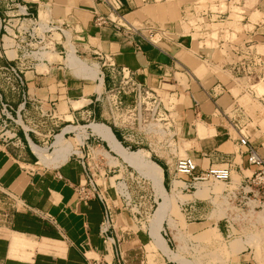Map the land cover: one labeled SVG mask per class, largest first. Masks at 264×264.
<instances>
[{
    "label": "crops",
    "instance_id": "0c3cea01",
    "mask_svg": "<svg viewBox=\"0 0 264 264\" xmlns=\"http://www.w3.org/2000/svg\"><path fill=\"white\" fill-rule=\"evenodd\" d=\"M20 1L33 15L24 25L32 21L33 36L42 41L20 66L22 87L10 90L0 79L3 101L25 110L21 117L30 142L22 129L21 144L0 140V264H88L87 258L114 261L119 255L127 264H176L155 243L150 248L149 228L122 211L114 210L110 238L104 239V205L76 194L75 187L85 182L79 155L86 142L99 154L125 161L106 142L125 144L126 129L109 120L96 97L117 83L113 70L130 71L172 112L175 138L198 172L212 164L230 166L239 178L230 191L236 199L239 181L254 171L241 152V134L264 159V0H114V10L99 0ZM97 15L106 24H94ZM11 44L6 47L14 54ZM70 49L87 66L95 65L96 77L86 69L72 72L66 63ZM7 60L1 58L0 65ZM57 133L55 151L37 157L32 146L48 149ZM153 159L162 165L169 188L167 157ZM135 160L140 167L138 155ZM196 192L185 209L198 220L191 225L203 229L210 220L208 201L203 190ZM13 201L16 207L9 208ZM259 245L264 247L263 239ZM243 249L247 253L229 264H257L251 244Z\"/></svg>",
    "mask_w": 264,
    "mask_h": 264
},
{
    "label": "rangeland",
    "instance_id": "374dc122",
    "mask_svg": "<svg viewBox=\"0 0 264 264\" xmlns=\"http://www.w3.org/2000/svg\"><path fill=\"white\" fill-rule=\"evenodd\" d=\"M208 1L214 3L216 0ZM9 38H6V41ZM66 63L73 73H81L86 69L92 78L97 75L95 65L87 66L73 54L72 49L67 54ZM126 95L130 99L126 103L128 112L110 113L106 108L104 93L99 95V101L103 102L109 120L126 129L123 147L127 148L128 152L145 149L155 174L145 164L135 166L136 160L133 156H125L124 161L117 154L120 159L105 152L99 154L91 142H86L87 145L80 154L81 151L72 143L73 140L67 139L72 143L75 152L80 154L85 167L90 169L99 188L106 192L111 213L115 209L117 212L122 211L134 224L149 228L152 238L150 248L153 249V222L155 215L160 213L163 221L159 234L170 244L171 251L176 250L181 264H229L230 260L247 253L243 249L247 244H251V254L256 263L264 264V247L258 246L259 240H264V208L260 206V202L243 199L242 192L236 199L232 197L235 182L239 180L234 173L231 174L232 182L226 184L212 178L196 181L190 179L182 183L181 181L191 177L176 172V160L189 155L185 153L184 145L175 138L174 126L177 121L175 122L172 112L169 113L162 106V99L155 107L156 102H153L150 95L147 98L141 95L137 100L132 94ZM112 138L114 140V135ZM51 141L52 138L48 140V146ZM161 156L167 157L173 179L168 189L163 185L161 166L153 161V158L158 159ZM196 189L203 190V197L208 201L210 220L203 229H195L191 225L198 220L185 209L187 201L198 196V192L194 193ZM235 207L241 210L236 213ZM260 209V213H257L259 217L255 216V212ZM218 213L224 217L220 221L214 219ZM256 243L257 246L253 248Z\"/></svg>",
    "mask_w": 264,
    "mask_h": 264
},
{
    "label": "built area",
    "instance_id": "2783aa9c",
    "mask_svg": "<svg viewBox=\"0 0 264 264\" xmlns=\"http://www.w3.org/2000/svg\"><path fill=\"white\" fill-rule=\"evenodd\" d=\"M99 1L106 3L109 10H114L112 2L114 0ZM13 18L17 19L15 25L11 21ZM26 19L33 20V15L24 2L20 0H0V59H8L5 64L0 65V79L10 90H16L23 86L20 66L29 57V49H31L32 45H39L42 41L40 39L35 40L32 29L34 24L32 21L29 22V27L24 25ZM106 22L107 19L103 16L97 15L94 19V24L96 25H103ZM25 37H28L29 41L25 42ZM6 38L11 40L12 44L10 49L15 51L14 54L7 50ZM38 47L40 48V45ZM113 73L114 76L118 77V81L109 90L104 92L103 96L107 106L106 108L110 113L129 111V107L122 98L126 94H132L136 100L141 95L146 98L150 95L153 102H156L155 107L160 104V99L154 96L153 91L137 83L130 71L125 68H120L113 70ZM96 100H101V97L97 96ZM23 113H25L23 107H14L13 104L3 101L2 92L0 91V140L2 142L15 145L21 144L18 131L19 129H24L18 120ZM24 124L27 126V123ZM25 137L30 145L27 132L25 133ZM238 142L241 152L247 155L248 163L254 166V171L239 181L242 192L241 197L248 201L257 200L260 202V206L264 208V159L248 141L246 135L241 134ZM81 165L85 175V182L75 187L76 194L79 199L95 197L102 202L104 205V218L100 231L104 239H109V230L113 225L114 217L113 213H111L106 192L99 188V185L93 178V174L89 168L85 167L82 159ZM175 169L180 174L190 176L193 181L209 178L224 184L232 181L229 165L219 166L212 164L205 170L198 172L195 160L190 156L178 158ZM9 206V208L16 207L15 202L13 201ZM87 261L88 264H127L120 255L114 261H108L104 257L87 258Z\"/></svg>",
    "mask_w": 264,
    "mask_h": 264
},
{
    "label": "bare ground",
    "instance_id": "6f19581e",
    "mask_svg": "<svg viewBox=\"0 0 264 264\" xmlns=\"http://www.w3.org/2000/svg\"><path fill=\"white\" fill-rule=\"evenodd\" d=\"M7 43H11V40L10 39H7V41H6ZM98 91H100V88L98 87ZM18 122L22 125V127H23V129L26 131V125L24 124V121H23V119H22V117L21 118H19V120H18ZM76 125H79V124H76ZM78 127V126H77ZM73 130H75V131H77L78 133H80V135H82V130H80L79 128H73ZM60 138L61 137H59L58 136V133L57 134H55L54 135V137H53V140H52V142H51V144H50V149L48 150L46 147H39V146H37V145H35V146H32L33 147V151H34V153H35V155L37 156V157H42V156H44V155H46V154H50V153H53L54 151H55V149H56V147H57V144H59V141H60ZM103 140L105 141V139L103 138ZM107 144H108V146H109V148L113 151V152H115V153H118L120 150L123 152V155H125V156H133L135 159H136V155H138L139 156V159H140V161L142 162V164H145L148 168H149V170L153 173V174H155V171H154V168L152 167V165H151V163H150V160H149V158H148V153L145 151V149H143V148H139V149H136V151H130V152H128L127 150V148H125V147H123V145L118 141H112V142H106ZM120 143V144H119ZM172 183V182H171ZM173 184H175V182L173 183ZM177 184V183H176ZM197 184V183H196ZM200 184V183H199ZM202 184H203V182H202ZM121 187V186H120ZM123 187V186H122ZM176 187V186H175ZM172 188V187H171ZM174 188V187H173ZM177 188V187H176ZM175 188V189H176ZM202 189V188H201ZM170 190H172V189H170ZM121 192H122V188H121V190H120ZM162 192H163V194H164V190L162 189ZM173 192V191H172ZM162 221H163V219H162V217H161V214L160 213H158V215L156 216L155 215V218H154V225H153V230H152V235L155 237L154 239H153V243H155L156 244V246L158 247V248H160L161 249V252L169 259V260H171V261H173L174 263H176V264H181L180 263V261H179V259H178V255H177V252H176V250L175 251H171V250H169L168 248H167V246H166V243H165V241H164V239L162 238V236L159 234V230H160V228H161V223H162ZM16 243H17V241H16ZM13 253V252H12Z\"/></svg>",
    "mask_w": 264,
    "mask_h": 264
},
{
    "label": "trees",
    "instance_id": "16d2710c",
    "mask_svg": "<svg viewBox=\"0 0 264 264\" xmlns=\"http://www.w3.org/2000/svg\"><path fill=\"white\" fill-rule=\"evenodd\" d=\"M118 139H119V138H118ZM119 140H120V139H119ZM153 161H155L157 164H159L158 161H156L155 159H153ZM159 165L162 167L161 164H159ZM162 168H163V167H162ZM164 186H165L166 189H168V185H167L166 183H164Z\"/></svg>",
    "mask_w": 264,
    "mask_h": 264
}]
</instances>
